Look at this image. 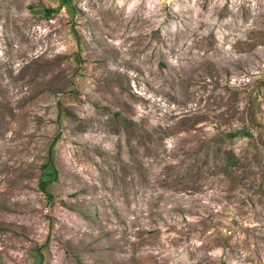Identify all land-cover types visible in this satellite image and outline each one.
I'll return each mask as SVG.
<instances>
[{
    "label": "rangeland",
    "instance_id": "obj_1",
    "mask_svg": "<svg viewBox=\"0 0 264 264\" xmlns=\"http://www.w3.org/2000/svg\"><path fill=\"white\" fill-rule=\"evenodd\" d=\"M0 264H264V0H0Z\"/></svg>",
    "mask_w": 264,
    "mask_h": 264
},
{
    "label": "trees",
    "instance_id": "obj_2",
    "mask_svg": "<svg viewBox=\"0 0 264 264\" xmlns=\"http://www.w3.org/2000/svg\"><path fill=\"white\" fill-rule=\"evenodd\" d=\"M44 11H45L46 13H48V12L52 11V8H46Z\"/></svg>",
    "mask_w": 264,
    "mask_h": 264
}]
</instances>
